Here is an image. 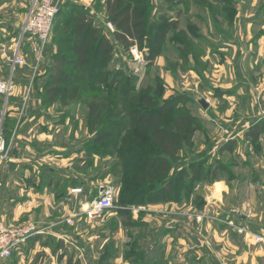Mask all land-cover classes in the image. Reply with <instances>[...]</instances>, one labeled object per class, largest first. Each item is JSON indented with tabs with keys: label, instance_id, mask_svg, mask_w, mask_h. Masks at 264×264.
<instances>
[{
	"label": "rangeland",
	"instance_id": "374dc122",
	"mask_svg": "<svg viewBox=\"0 0 264 264\" xmlns=\"http://www.w3.org/2000/svg\"><path fill=\"white\" fill-rule=\"evenodd\" d=\"M68 2L82 8L77 0H65L63 5ZM105 3L106 0H92L86 9L113 39L115 30L108 23ZM147 5L150 8L143 12L151 14L152 23L161 27L172 24L165 41L160 47L146 43L143 49L135 47L130 51L116 45L110 61L100 65L96 73L95 82L100 89L89 93L85 88L92 84H83L80 91L86 94L79 92L77 98H70L64 105L46 106L43 94L48 51L34 81L29 67L34 58L28 55V66L14 75L16 86L12 94L7 98L0 95V224L35 222L48 228L44 234L31 238L12 258L0 259V264H67L71 258L78 264H86L84 259L88 264H121L117 258L132 254L129 248L134 242L141 252L148 251L143 258L135 259V264H181L177 260L182 255L178 247L182 246L183 229L198 235L193 236L196 246L199 240L200 246L213 249L218 222L209 217L214 216V209L205 204L203 211L199 204L219 196L211 188L218 181L226 183L235 206L250 214L254 225H261L258 217L264 218V115L260 110V102L264 106V0H149ZM29 10L27 0H0V80L11 75L10 65ZM60 22L65 23L63 15L57 18V25ZM62 30L57 27L49 45L57 48L55 36L60 37ZM151 37L158 39L156 34ZM151 51L157 54L152 61L148 60ZM113 80H119L118 90L107 88ZM120 90L123 92L118 94ZM148 90L151 97H159L160 101L178 100L179 110L195 118L202 128L193 139L192 149L182 152L181 160L188 165L200 156L207 160L194 192L180 191L181 202L143 206L140 198L117 212L122 204L126 172V158L118 154L120 138L135 131L129 114L135 107H144L141 95ZM96 93L101 100L95 102H107L108 107L102 111L100 127L91 131L95 117H89L90 103ZM119 98L124 102L116 104ZM203 99L209 104L207 110L199 104ZM126 106L130 108L122 115L125 117L116 120L124 127L121 136L114 137V147L103 151L100 144L96 148V129L103 128L108 118H117L116 112ZM12 116L24 121L18 125L9 122ZM19 128L26 135L19 136ZM254 135L258 138L252 141ZM234 141L233 153L221 152L222 147L229 148ZM107 184L118 189L113 208L102 218L87 221L83 214L85 205L98 199L101 187ZM172 206L174 214L169 215ZM201 211L208 219L198 224L195 214ZM116 213V217L111 216ZM149 215H155L156 221L144 222ZM71 218H75L73 226L65 223ZM172 224L174 228L170 227ZM173 229L174 240L167 241L164 235ZM151 247L155 260L149 256ZM108 255L110 259L103 261ZM192 258L187 264H197V257Z\"/></svg>",
	"mask_w": 264,
	"mask_h": 264
},
{
	"label": "trees",
	"instance_id": "16d2710c",
	"mask_svg": "<svg viewBox=\"0 0 264 264\" xmlns=\"http://www.w3.org/2000/svg\"><path fill=\"white\" fill-rule=\"evenodd\" d=\"M149 0H106L105 14L114 27L113 39L109 37L105 26L97 24V18L86 7L72 5L70 2L61 7L58 16L65 17V23L57 25L63 28L57 40V52L52 57L51 63L47 67L46 82L44 84V104L51 106L56 103L66 104L70 98H77L83 84H92L86 91L91 93V89L96 91L99 88L96 79L100 65H106L114 54V47L130 51L131 48H142L147 43L160 47L166 39L170 26L165 23L161 25L151 22L148 12H143ZM69 12V13H68ZM58 18V17H57ZM156 34L158 39L154 40L151 35ZM149 38H146L149 36ZM148 60L152 61L157 54L149 52ZM113 80L107 84V88L118 90L117 82ZM121 81V80H120ZM96 89V90H95ZM120 90L118 92L122 93ZM150 90L142 93L143 108L131 111L129 117L132 120L131 126L134 132L121 137V148L118 150L120 157L126 158L125 174H123L121 189V208L127 203L134 204L141 198L140 205L158 204L166 201L181 202V190L194 192L195 182L202 176V166L207 158L200 156L192 160L189 165L181 159L185 149H192L193 139L197 132L201 131L197 120L181 112L177 107L178 100L174 98L159 100L149 95ZM94 101L90 103L89 117L94 118V129L102 123V111L108 107V103L102 104L99 94L94 95ZM124 102L122 98L117 99L116 104ZM130 107L118 110L114 120L108 118V122L97 133L93 139L94 146L102 144L104 151L106 148L114 147L111 143L114 137L121 136V122H116L124 118ZM113 127L110 129V126ZM121 126V127H117ZM117 127V128H116ZM109 128V131H108ZM116 128V129H115ZM130 136L128 137V135ZM258 135H254L253 140H257ZM234 142L229 144V148H221V152L235 151ZM125 155V156H124ZM207 157V156H206ZM208 175V174H207ZM194 185V187H193ZM199 205L202 209L205 202ZM126 215L127 213H122ZM170 230H167L169 232ZM126 254L127 259L140 258L142 253L136 252L139 249L137 242H134ZM108 255L105 260L110 259ZM67 264L74 263L69 259Z\"/></svg>",
	"mask_w": 264,
	"mask_h": 264
},
{
	"label": "crops",
	"instance_id": "0c3cea01",
	"mask_svg": "<svg viewBox=\"0 0 264 264\" xmlns=\"http://www.w3.org/2000/svg\"><path fill=\"white\" fill-rule=\"evenodd\" d=\"M48 51L49 55L47 56L48 64L46 65V70L51 63L52 57L56 54L57 48L55 46L49 45L46 54H48ZM8 121H13L18 125L24 120L17 119L16 117L12 116L8 119ZM17 133L18 132L16 131L14 133V136H16ZM21 134L26 135V131L20 130L19 136H21ZM211 188L214 191L213 194H219V196L212 202H209L207 198V200L204 201L206 206L214 209V216L209 217L210 220H215L216 222H218L217 224H215L216 226H218V229L216 228L214 231L215 242L213 249H209L208 246H200L199 240L197 242L198 246H196L194 244L193 236L197 237L198 235H196L195 233L193 234V232L188 229H183L181 230V232L183 233L182 246L178 247L179 253H182V255L178 257L177 261L181 264H187L190 259H193L192 257H197L195 258L197 264H264V242L256 241L257 238L264 239V218L262 217V215L258 217V221L261 223V225H254L252 223V217H250V214L242 212L235 206L236 204L232 202L233 198L229 196L228 186L226 185V183H224V181H218L214 183ZM162 214L165 216V213ZM167 214H174V206H172L171 212ZM117 215L118 214L116 213L112 214L111 216L116 217ZM148 217L144 218L143 221L146 223L156 221L154 220L155 215H149ZM195 217L197 221H199L198 224H200V222L201 224L205 223V219H208V217L206 218V214H204L202 211L196 212ZM175 230L176 229H173L167 232V234L164 235V238L167 241L172 242L174 240ZM131 248L132 247L129 248V251ZM136 251H140L139 253L142 254L148 253V251L141 252L142 250H140V247L139 249H136ZM80 254L82 255L81 252ZM155 255V252L152 253L151 247V249L149 250L150 258L154 259V257H157ZM142 256L143 255H141L140 258H143ZM103 261L107 260L104 259ZM117 261L121 264L136 263L135 259H127L124 254L121 258H117ZM84 262L88 264L87 259H84Z\"/></svg>",
	"mask_w": 264,
	"mask_h": 264
},
{
	"label": "built area",
	"instance_id": "2783aa9c",
	"mask_svg": "<svg viewBox=\"0 0 264 264\" xmlns=\"http://www.w3.org/2000/svg\"><path fill=\"white\" fill-rule=\"evenodd\" d=\"M27 2L30 6L28 20L10 65L11 75L7 80H0V95L6 98L15 89L14 75L19 69L28 66L26 61L28 55L34 58V64L29 66L32 67V81L39 74V69L45 60L47 48L54 35L56 19L65 0H27ZM77 3L87 8L92 0H77ZM112 27L110 25L111 29H113ZM134 53L137 55L136 51ZM260 108L261 113L264 115V106H261V102ZM75 191L76 193L82 192V190ZM117 193L118 189L114 184L102 186L99 198L86 205L85 212H83L86 220L92 222L102 218L107 211L113 208ZM74 219L71 218L65 223L73 226ZM47 229L46 226H40L35 222L13 226L0 224V259L12 258L31 238L44 234ZM256 241L264 242V239L257 238Z\"/></svg>",
	"mask_w": 264,
	"mask_h": 264
},
{
	"label": "water",
	"instance_id": "95a60500",
	"mask_svg": "<svg viewBox=\"0 0 264 264\" xmlns=\"http://www.w3.org/2000/svg\"><path fill=\"white\" fill-rule=\"evenodd\" d=\"M199 104L205 109V110H207L208 108H209V104H208V102L206 101V100H200L199 101ZM171 228H174L175 227V224H172L171 226H170Z\"/></svg>",
	"mask_w": 264,
	"mask_h": 264
}]
</instances>
